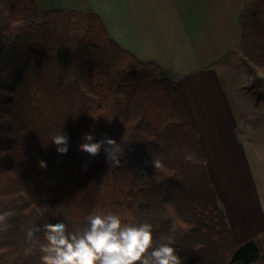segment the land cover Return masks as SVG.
I'll list each match as a JSON object with an SVG mask.
<instances>
[{
  "label": "trees",
  "instance_id": "obj_1",
  "mask_svg": "<svg viewBox=\"0 0 264 264\" xmlns=\"http://www.w3.org/2000/svg\"><path fill=\"white\" fill-rule=\"evenodd\" d=\"M237 52L261 83L264 0H248ZM60 130L66 155L50 141ZM88 133L120 143L119 167L103 151L78 150ZM55 176L69 183L64 210L79 229L90 214L113 213L150 223L154 244L171 238L183 264H264V231L237 240L175 81L113 39L94 11L42 13L38 0H0V212H14L0 232V264H41L38 251L24 254L21 229L57 223Z\"/></svg>",
  "mask_w": 264,
  "mask_h": 264
},
{
  "label": "crops",
  "instance_id": "obj_2",
  "mask_svg": "<svg viewBox=\"0 0 264 264\" xmlns=\"http://www.w3.org/2000/svg\"><path fill=\"white\" fill-rule=\"evenodd\" d=\"M247 2L38 0L42 13L96 12L113 39L148 62L156 76L175 81L199 128L208 170L240 242L264 231V196L256 190L257 177L250 164L254 138L239 130L240 119L221 65L240 45ZM241 186L252 188L255 205L245 203Z\"/></svg>",
  "mask_w": 264,
  "mask_h": 264
},
{
  "label": "clouds",
  "instance_id": "obj_3",
  "mask_svg": "<svg viewBox=\"0 0 264 264\" xmlns=\"http://www.w3.org/2000/svg\"><path fill=\"white\" fill-rule=\"evenodd\" d=\"M51 143L56 146L59 155L69 151L70 139L61 130L53 135ZM78 150L90 156H97L103 151L108 164L121 165L124 148L120 143L108 137L99 140L91 134H85ZM185 160L199 163L195 154L186 153ZM155 168L162 162L153 160ZM41 169H47V163L38 162ZM87 170V165L83 168ZM44 206L43 211H47ZM14 216L9 210L0 212V232L7 231L8 221ZM26 247L24 254L31 256L40 253L41 264H183L174 241L169 238L159 244L153 242V226L150 223H122L113 213L90 214L86 217V226L69 231L65 222L46 223L41 226L29 225L22 228ZM42 233L43 242L38 237Z\"/></svg>",
  "mask_w": 264,
  "mask_h": 264
},
{
  "label": "rangeland",
  "instance_id": "obj_4",
  "mask_svg": "<svg viewBox=\"0 0 264 264\" xmlns=\"http://www.w3.org/2000/svg\"><path fill=\"white\" fill-rule=\"evenodd\" d=\"M237 49L234 48L230 56L221 65V71L226 84L230 88L240 119L239 130H247L254 138L252 139L254 142H250V164L254 175L257 177L258 188L256 190L262 192V196H264V79L259 84L252 82V78L245 70L241 54L237 52ZM260 74L264 78V72ZM53 186L54 195L62 204L57 222H65L69 231L79 229V224L68 218L64 210L69 192V183L66 179L55 176ZM240 192L248 206L256 204V196L253 194L252 188L241 186ZM249 210L248 212L252 214V211ZM260 233H258L259 236Z\"/></svg>",
  "mask_w": 264,
  "mask_h": 264
}]
</instances>
